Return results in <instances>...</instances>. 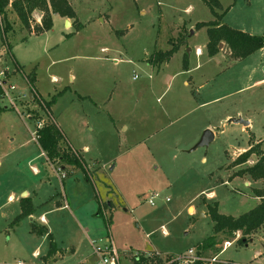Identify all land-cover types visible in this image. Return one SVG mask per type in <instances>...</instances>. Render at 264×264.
Returning <instances> with one entry per match:
<instances>
[{"label": "rangeland", "instance_id": "1", "mask_svg": "<svg viewBox=\"0 0 264 264\" xmlns=\"http://www.w3.org/2000/svg\"><path fill=\"white\" fill-rule=\"evenodd\" d=\"M69 3L75 9L69 18L78 23V13L82 26L56 20L39 31L37 21L26 27V40L9 37L22 70L0 34V70L8 84L29 92L35 74L43 98L56 97L52 108L45 106L47 115L31 99L11 106L0 90V264H45L50 239L33 232L34 224L46 226L63 252L46 264H81L92 242L104 244L107 236L126 253L195 249L214 233L208 204L239 216L259 203L254 189L264 186L237 175L257 156L233 166L251 139L263 140L264 148V48L235 58L224 43L211 56L207 27L196 24L219 20L264 35V0H219L217 15L207 0ZM174 45L179 49L168 62H152L157 51ZM35 115L55 121L61 146L76 152L85 169L70 167L72 174L63 177L36 141ZM208 129L213 138L197 146ZM22 200L32 215L14 223ZM239 236L229 238L225 250L220 240L203 255L224 250L221 258L231 262L264 264V225L245 243Z\"/></svg>", "mask_w": 264, "mask_h": 264}, {"label": "trees", "instance_id": "2", "mask_svg": "<svg viewBox=\"0 0 264 264\" xmlns=\"http://www.w3.org/2000/svg\"><path fill=\"white\" fill-rule=\"evenodd\" d=\"M207 2L212 7L213 12L217 15L216 8L220 5L219 0H207ZM10 6L25 27H30L35 10L43 11L44 15L41 20L39 31L50 30L53 27L52 15L54 13L68 17L74 15V10L68 0H13L12 2H10V0H0V34L8 51L11 50L9 37L14 32V23L9 16ZM202 27H207V33L209 36L207 48L211 56L218 53L219 45L222 42L229 46L231 56L235 58H245L264 48V35H253L242 30L234 29L227 24H223L219 20L198 22L196 24V28L199 29ZM178 47V45H174L168 50L157 51L151 59L152 62L157 65L168 62L173 54L178 51ZM29 82L31 89H35L33 76L30 78ZM55 100V96H52L47 101L41 97V100L38 102L41 107H44L45 104V106L52 108ZM35 117L41 119L39 115H35ZM36 135V141L42 151L46 153L48 160L52 163H59L61 165V171L64 172L63 174L65 177H69L74 168L85 169V164L82 159L77 156L76 152H73L70 147L67 148L66 146H61L64 142V136L54 120L44 122L43 126L37 129ZM262 145L263 140L256 141L255 139H251L250 147L240 153V155L234 160L233 166L246 164L254 155L257 156V160L253 164L240 169L237 172V175H249L254 180H263L264 182V148ZM62 160H65L70 166L67 167L62 164ZM70 167H72V170ZM85 178L89 180L87 174L85 175ZM254 193L260 198L259 203L254 208L239 216L221 213L217 202L208 204V210L214 222V233L195 246L198 255L207 254V251L216 249L220 240H223V242L228 241L229 238H235L238 233H240L242 237L240 241L245 243L253 232L257 231L264 225V186L261 188H255ZM21 207L22 211L15 218L14 223L19 222L20 219L24 217L32 215L33 207L28 201L22 200ZM102 210L103 209L100 206L99 213L102 214ZM32 231L38 234H47L50 239L49 249L43 256V262L45 264L49 262L51 258H55L58 253H62V249L57 246L52 233L46 226H38L34 224ZM221 234L225 239L219 238ZM167 256L171 257L172 254H168ZM232 263L233 262L229 260L214 263L197 260L193 264ZM172 264L179 263L173 262Z\"/></svg>", "mask_w": 264, "mask_h": 264}, {"label": "built area", "instance_id": "3", "mask_svg": "<svg viewBox=\"0 0 264 264\" xmlns=\"http://www.w3.org/2000/svg\"><path fill=\"white\" fill-rule=\"evenodd\" d=\"M197 52H200V49H197ZM1 56V55H0ZM8 86V87H7ZM0 90L2 93V96L7 97L11 106L17 107V101L18 98L23 97L24 99H31L36 102L41 100V97L34 89H31L30 94L28 92H18L16 86L13 84H8L7 79L5 78V72L3 70H0ZM31 96V98H30ZM39 108L43 109L47 115H51V112L44 107L40 106L38 102ZM20 114L23 117H29L32 118L33 115H26L22 111H20ZM37 120V126L38 128L42 127L44 122L42 119H36ZM37 137L35 133V138ZM65 175L63 174V177ZM158 197L157 194L151 195L148 202L152 205H154V201ZM67 206V205H66ZM240 233L236 235L235 238L240 237ZM232 244V241L228 240L225 241L224 243V250L226 247L230 246ZM93 246V252H92V257L94 258L93 264H172L173 262H177L179 264H193L197 260H201L204 262H220V261H226V259L221 258V253L220 255H214V256H205V255H198L196 252V249L191 248L188 250V252L179 254V255H174L172 254L171 257L167 256L168 254H163L162 252L159 251H146V252H141V251H135V252H121L116 248V246L113 243V240L110 236H107L106 242L103 243H98L97 241L92 242ZM229 263V262H226ZM18 264H23L22 262H19ZM82 264H91L89 262H84ZM232 264H237V263H232Z\"/></svg>", "mask_w": 264, "mask_h": 264}, {"label": "crops", "instance_id": "4", "mask_svg": "<svg viewBox=\"0 0 264 264\" xmlns=\"http://www.w3.org/2000/svg\"><path fill=\"white\" fill-rule=\"evenodd\" d=\"M13 0H10V2H12ZM70 1V0H69ZM71 3V2H70ZM72 5V4H71ZM73 7V6H72ZM74 8V7H73ZM75 10V9H74ZM76 13H77V11H76ZM9 16H10V19H11V21L14 23V32L12 33V35L10 36V38L12 37H14L15 36V34H18V35H20L21 36V39H22V41H24V40H26L27 39V36H25L24 35V31L26 30V27H24V25L21 23V21H20V19H19V17L17 16V14L12 10V8H11V6L9 7ZM52 18H53V27H54V23H55V21L56 20H59V21H61L62 23H64L67 27H70V28H72L73 26H77V27H80V26H82V23L80 22V19H79V15H78V13H77V19H78V23L77 22H75V20L76 19H72V18H69V17H63V16H61V15H59V14H56V13H54L53 15H52ZM41 20H42V11H40V10H35L34 11V13H33V19H32V21H31V23H30V27H33L34 26V24L35 23H37V21H39L40 23H41ZM52 27V28H53ZM31 32H36V31H31ZM37 32H39V31H37ZM30 33V32H29ZM10 44H11V41H10ZM197 49H200V52H197ZM10 52V54H11V56L13 57V60H14V62H15V64L18 66V68L20 69V70H22V64H21V62H20V60L15 56V54H14V52H13V46H12V44H11V50L9 51ZM196 55L197 56H199V55H203V50L200 48V47H197L196 48ZM186 66V65H185ZM28 76V75H27ZM33 76V79H34V90L40 95V96H42V97H45L44 96V94L42 93V91L40 90V88H39V85H38V83L36 82L37 80H36V76H35V74H33L32 75ZM30 84V83H29ZM185 84H188V81H185ZM30 87H31V85H30ZM30 91H31V89L29 90V92H28V94H30ZM27 92V91H26ZM30 98H31V96H30ZM48 99H50V98H48ZM53 109H55V107H53ZM67 205V207H68V204H66ZM65 205V206H66ZM70 208V207H69ZM191 208H193L194 209V211H195V208L193 207V206H189L188 207V210L190 211V209ZM21 211H22V207H21ZM20 214V213H19ZM41 220L43 221V222H46L45 220L46 219H44V217H41ZM92 242V241H91ZM49 249V248H48ZM48 251V250H47ZM74 251V250H73ZM63 253V252H62ZM59 254V253H58ZM222 254V253H221ZM60 255V254H59ZM91 257H92V253L90 254V255H88L87 257H85V258H82V260H81V264L82 263H84V262H89L88 260H90L91 259ZM93 259V258H92ZM90 263V262H89Z\"/></svg>", "mask_w": 264, "mask_h": 264}, {"label": "water", "instance_id": "5", "mask_svg": "<svg viewBox=\"0 0 264 264\" xmlns=\"http://www.w3.org/2000/svg\"><path fill=\"white\" fill-rule=\"evenodd\" d=\"M192 33H193V30H192ZM223 45H224V43H220L219 47H222ZM230 122L240 123V124H243L244 126L250 125V121L245 120L243 118H232V119H230ZM212 138H213V132L210 129L206 130L205 133L203 134L200 142L197 144V146H202V145L208 144Z\"/></svg>", "mask_w": 264, "mask_h": 264}]
</instances>
